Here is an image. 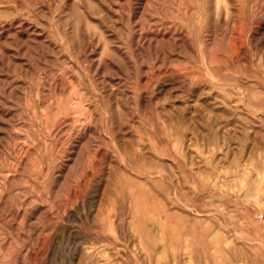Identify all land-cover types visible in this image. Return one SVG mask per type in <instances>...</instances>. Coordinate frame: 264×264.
<instances>
[{"label": "rangeland", "instance_id": "rangeland-1", "mask_svg": "<svg viewBox=\"0 0 264 264\" xmlns=\"http://www.w3.org/2000/svg\"><path fill=\"white\" fill-rule=\"evenodd\" d=\"M0 264H264V0H0Z\"/></svg>", "mask_w": 264, "mask_h": 264}]
</instances>
